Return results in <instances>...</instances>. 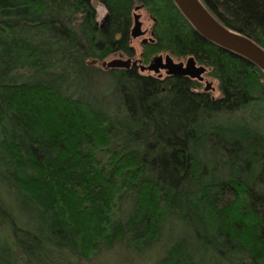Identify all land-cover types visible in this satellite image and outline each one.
Here are the masks:
<instances>
[{"label":"trees","instance_id":"trees-1","mask_svg":"<svg viewBox=\"0 0 264 264\" xmlns=\"http://www.w3.org/2000/svg\"><path fill=\"white\" fill-rule=\"evenodd\" d=\"M93 1L0 0V264L140 256L161 238L155 264H264L262 71L173 0H98L102 28ZM200 2L264 50V0ZM138 6L152 21L139 59ZM162 54L205 66L219 97L101 66Z\"/></svg>","mask_w":264,"mask_h":264},{"label":"water","instance_id":"water-1","mask_svg":"<svg viewBox=\"0 0 264 264\" xmlns=\"http://www.w3.org/2000/svg\"><path fill=\"white\" fill-rule=\"evenodd\" d=\"M181 13L185 18L191 23L195 30L202 35L205 39L218 45L219 47L235 53L260 68L264 76V50L258 46L251 39L236 33L227 27L220 24L203 6L200 0H173ZM98 0L93 1V7H96ZM191 14L188 15L186 10ZM140 10L137 7L135 11ZM108 20V15H105L102 22L100 23V28L103 27L105 22ZM147 32L142 30V22L140 21V15L134 14L133 26L130 32L131 39L135 40L138 38H143L141 44H146L148 41H152V33H150V38H144ZM97 61H93L95 64ZM101 66L105 69H125L129 70L136 68L140 73H148L156 75L161 78L163 74L165 76H172L183 78L187 77L192 80H197L199 82L204 81V75L207 74L208 69L203 65H198L193 57H188L186 62L176 63L172 57L168 54L165 56L158 55L155 56L148 66L142 64L140 60L126 59L123 60L120 56L118 59L111 60L109 62H101ZM212 84L205 82V91L212 90Z\"/></svg>","mask_w":264,"mask_h":264},{"label":"rangeland","instance_id":"rangeland-1","mask_svg":"<svg viewBox=\"0 0 264 264\" xmlns=\"http://www.w3.org/2000/svg\"><path fill=\"white\" fill-rule=\"evenodd\" d=\"M95 10L97 13V21L99 23H101L104 16L106 15V10L104 9V7L100 3L96 4ZM134 14L140 15V21L142 22V30L147 32V34H146V36H144V38H147V39L150 38V29L152 26V21H151L150 17L147 15V13L144 10H138V11L134 10ZM142 39L143 38H138V39L132 40V46L135 49V54H136L137 58L139 57V53L141 52L140 45H141ZM162 55L165 56V54H162ZM118 58H120V56H116V55L110 56L105 60V62H109L111 60L118 59ZM121 58L123 60L127 59L123 56H121ZM172 59L176 63H179V62L185 63L187 60V58L177 59V58H173V57H172ZM133 60H135V59H133ZM145 66H148V65H145ZM204 80L205 81L202 83L203 84L202 88H205V82L211 83L212 87L214 89V91L211 92L213 97H215V98L219 97V92H218V88H217L218 87L217 81L212 79L211 77H209L207 74L204 76ZM259 124L261 127L260 129L262 130L264 127V122H260ZM171 230L175 231L176 234L180 235L184 229H171ZM161 243H162V238L160 239V242L156 245V247L151 249L148 253L140 255V256L132 254L131 252L125 250V248H123L122 246H117L111 251L102 252L101 254H99V256H97L96 259H93L89 263H83V262L77 261L73 258H72V261L76 264H155L157 254L159 252L158 249L161 247ZM198 258L200 259L199 261H201L200 264H212V263L208 262L209 257L198 256L197 259Z\"/></svg>","mask_w":264,"mask_h":264},{"label":"bare ground","instance_id":"bare-ground-1","mask_svg":"<svg viewBox=\"0 0 264 264\" xmlns=\"http://www.w3.org/2000/svg\"><path fill=\"white\" fill-rule=\"evenodd\" d=\"M182 7L186 10V12L188 13V15H190L191 17V14L188 12V10L182 5ZM192 18V17H191ZM203 85V84H202ZM206 92V91H205Z\"/></svg>","mask_w":264,"mask_h":264},{"label":"flooded vegetation","instance_id":"flooded-vegetation-1","mask_svg":"<svg viewBox=\"0 0 264 264\" xmlns=\"http://www.w3.org/2000/svg\"><path fill=\"white\" fill-rule=\"evenodd\" d=\"M140 9H141V8H140ZM205 75H206V74H205ZM205 75H204V76H205ZM204 81H205V80H204ZM204 81H202L201 83H203ZM212 88H213V87H212ZM210 91H212V92H213V91H214V89H212V90H210Z\"/></svg>","mask_w":264,"mask_h":264}]
</instances>
